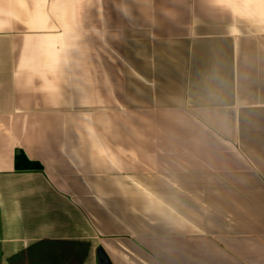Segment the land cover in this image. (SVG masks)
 I'll list each match as a JSON object with an SVG mask.
<instances>
[{
	"label": "crops",
	"instance_id": "crops-1",
	"mask_svg": "<svg viewBox=\"0 0 264 264\" xmlns=\"http://www.w3.org/2000/svg\"><path fill=\"white\" fill-rule=\"evenodd\" d=\"M0 264H264V0H0Z\"/></svg>",
	"mask_w": 264,
	"mask_h": 264
},
{
	"label": "trees",
	"instance_id": "trees-1",
	"mask_svg": "<svg viewBox=\"0 0 264 264\" xmlns=\"http://www.w3.org/2000/svg\"><path fill=\"white\" fill-rule=\"evenodd\" d=\"M16 168L18 171L40 169L38 163L30 161L23 153L16 157Z\"/></svg>",
	"mask_w": 264,
	"mask_h": 264
}]
</instances>
